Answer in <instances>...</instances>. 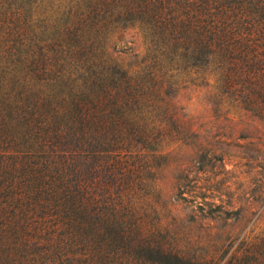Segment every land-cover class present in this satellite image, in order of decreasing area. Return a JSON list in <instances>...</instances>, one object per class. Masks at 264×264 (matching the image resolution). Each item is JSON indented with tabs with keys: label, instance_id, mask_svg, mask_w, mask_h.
Returning <instances> with one entry per match:
<instances>
[{
	"label": "trees",
	"instance_id": "16d2710c",
	"mask_svg": "<svg viewBox=\"0 0 264 264\" xmlns=\"http://www.w3.org/2000/svg\"><path fill=\"white\" fill-rule=\"evenodd\" d=\"M12 1L0 12V264H264V234L227 260L231 245L194 249L166 223L160 185L194 135L182 86L264 123V0H70L48 45L7 24L34 0ZM129 31L146 47L132 66L111 51Z\"/></svg>",
	"mask_w": 264,
	"mask_h": 264
},
{
	"label": "rangeland",
	"instance_id": "374dc122",
	"mask_svg": "<svg viewBox=\"0 0 264 264\" xmlns=\"http://www.w3.org/2000/svg\"><path fill=\"white\" fill-rule=\"evenodd\" d=\"M69 1L24 3L22 17L7 24L26 25V30L30 25L27 37L37 35L41 43L51 44L65 25ZM7 3L3 10L13 1ZM19 9L12 5V12ZM113 47L112 53L126 66L135 65L146 52L136 31ZM210 95L209 88L193 85L178 90L175 101L182 122L194 135L172 148L174 157L160 185L166 223L189 235L196 250L231 245L224 254L227 260L242 242L264 234V123L238 108L215 106ZM179 185L187 194L178 195Z\"/></svg>",
	"mask_w": 264,
	"mask_h": 264
}]
</instances>
